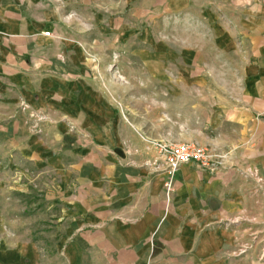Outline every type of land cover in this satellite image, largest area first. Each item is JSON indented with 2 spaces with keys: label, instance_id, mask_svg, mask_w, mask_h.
<instances>
[{
  "label": "crops",
  "instance_id": "crops-1",
  "mask_svg": "<svg viewBox=\"0 0 264 264\" xmlns=\"http://www.w3.org/2000/svg\"><path fill=\"white\" fill-rule=\"evenodd\" d=\"M152 8L176 24L208 27L194 28L204 45L193 56L241 58L229 66L241 74L238 95L206 104L202 119L235 127L236 159L216 173L181 166L170 194L144 140L168 133L122 120L104 92L113 84L95 75L109 71L98 58L117 54L115 42L126 39L114 26L132 9ZM183 68L215 71L209 63ZM200 83L208 85L183 87ZM31 112L46 120L41 136L31 133ZM20 158L64 175L59 197L74 217L52 245L19 237ZM254 232H264V0H0V264H264L257 251L238 254Z\"/></svg>",
  "mask_w": 264,
  "mask_h": 264
},
{
  "label": "rangeland",
  "instance_id": "rangeland-1",
  "mask_svg": "<svg viewBox=\"0 0 264 264\" xmlns=\"http://www.w3.org/2000/svg\"><path fill=\"white\" fill-rule=\"evenodd\" d=\"M175 17L153 8L142 14H139V10L132 9L130 17L124 18V22L116 24L112 30L115 35L125 34L126 39L116 41L115 45L112 42L100 41V47L104 49H111L114 45L117 54H112L110 58H98L97 63L100 66L108 65L109 71L95 75L101 83L113 84L114 89H106L104 92L112 93L110 95L114 111L122 120L129 121L140 130L153 135L157 132L165 135L168 133V140L176 143L188 140L207 147L213 152L220 166L231 163L236 159L231 144L234 143L235 132L238 131L234 126L228 125L226 128L225 123L202 119L206 116V113H203L206 104L214 106L219 99H231L238 95L241 74L229 66L240 64L241 58L227 57L225 61L218 56H193L192 49L201 53L204 45L203 34L196 32L199 30L208 34V27L176 24ZM194 28L197 29L196 32L193 31ZM190 33L196 35L192 36ZM205 43L210 44L208 37ZM160 44L161 49L158 48ZM206 52L209 53V49ZM196 62L200 66L209 63L215 71L180 72L184 65ZM158 64L164 66L160 72L156 70ZM225 64L228 66L226 70ZM186 81H204L208 82V85L204 87V83H200L195 84V88L187 89L183 87ZM20 108L23 109L24 106ZM30 115V119L34 121L31 133L41 136L43 125L46 123L44 116L37 112H31ZM160 118L164 120L163 124L158 122ZM209 137L214 140L213 143H202ZM150 139L144 140H164ZM219 141L230 144L222 147ZM18 163V185L13 188L19 193V237L36 244L52 245L65 235L61 229L62 225L71 223L74 217L70 212L71 205L64 204L59 197V183L64 175L43 163H32L21 158ZM249 174L258 184L261 182L255 171ZM65 208L68 209L67 216ZM262 240L264 232L250 233L248 240L243 242L239 250L247 247V252L257 251L258 260L263 261ZM238 254L244 255L240 251Z\"/></svg>",
  "mask_w": 264,
  "mask_h": 264
},
{
  "label": "built area",
  "instance_id": "built-area-1",
  "mask_svg": "<svg viewBox=\"0 0 264 264\" xmlns=\"http://www.w3.org/2000/svg\"><path fill=\"white\" fill-rule=\"evenodd\" d=\"M149 143L156 155L151 166L154 172L166 176L167 181L164 187L168 194L173 192L175 174L183 165L193 163L209 173H216L219 170L220 165L216 162L213 152L197 143H176L169 140H155ZM262 242L264 246V240ZM248 249L245 247L239 251L245 254Z\"/></svg>",
  "mask_w": 264,
  "mask_h": 264
}]
</instances>
